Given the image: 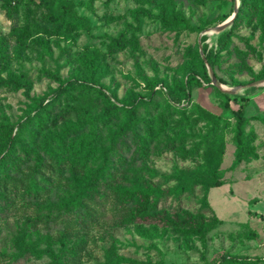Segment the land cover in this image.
<instances>
[{
    "label": "rangeland",
    "instance_id": "obj_1",
    "mask_svg": "<svg viewBox=\"0 0 264 264\" xmlns=\"http://www.w3.org/2000/svg\"><path fill=\"white\" fill-rule=\"evenodd\" d=\"M39 1L4 0L12 9L0 0V264H53L32 251L57 252L61 240L72 251L68 264H224V253L264 257L259 16L244 13L217 31L241 0H46L48 11L32 3ZM63 5L69 12L54 27L45 14L56 15ZM121 33L124 47L109 50L107 37ZM203 56L212 60L218 85L233 90L227 99L211 83ZM71 80L92 83L94 90L70 87ZM103 92L115 95L118 109L96 123L99 141L82 150L67 145L59 161L45 156L37 165L34 153L43 152V142L58 152L54 138L106 108ZM241 98L257 157L235 165L232 128ZM132 105L135 119L129 118ZM208 113L220 119L212 134ZM89 129L86 121L66 142ZM121 140L130 151L122 163L112 153ZM107 156L111 169L104 168ZM100 173L105 180L96 179ZM90 179L94 187L80 199L88 214L57 207ZM31 186L38 191L29 194ZM135 187L156 207L132 217L137 199L127 202L122 193ZM195 224L200 232L188 234Z\"/></svg>",
    "mask_w": 264,
    "mask_h": 264
},
{
    "label": "trees",
    "instance_id": "obj_2",
    "mask_svg": "<svg viewBox=\"0 0 264 264\" xmlns=\"http://www.w3.org/2000/svg\"><path fill=\"white\" fill-rule=\"evenodd\" d=\"M2 1H3V4L6 5L7 7L15 9V6H10L9 4L4 2V0ZM32 3L37 8H45L47 11L49 10V4L46 0H40L38 3H34V2ZM68 12H69L68 7L66 5H63L58 14L54 15L49 11L45 14L46 15L45 17L48 19L49 23H51L54 27H57L62 22L64 16ZM244 13H249V14L251 13V14L259 16V22L261 25V29L264 33V0H241L240 6L238 7V11L233 19V22L235 23L240 18V16ZM107 39H108V47H109V50L111 51L122 49L126 43V38L122 33L117 35L116 37L109 36L107 37ZM220 46H223V44H220ZM207 60L209 64L212 66V62H211L212 60L210 58H207ZM3 69H4V66L2 62L0 61V71H2ZM42 73L49 78H52L54 80H59L57 74L55 73H51L49 71H43ZM262 73L264 76V70L262 71ZM191 79H193L194 82L200 84L195 77H191ZM69 86L75 87L81 90H83L84 88L94 90L93 88L94 86L92 85V83H87V82L80 83L76 80H71L69 82ZM24 88L28 89L29 86L24 85ZM157 89H160V88H157ZM216 91L220 96L226 99L228 98L227 93L222 92L218 88H216ZM101 95L103 99L107 102V106L95 116H89V115L86 116V121L90 127L89 132L84 135H81L80 137L76 139L71 140L70 144H68L66 142L67 137L70 134L71 135L78 134L81 131L83 125L86 124V121L84 123L72 124L68 129L72 130L73 132L68 133L67 131L68 129H66L65 132L61 134V136L54 138L53 143L56 144V149L58 152L56 151L54 152L53 150L49 149L50 148L49 144H46V142H43L45 145L43 152L34 153V159L37 165L42 164L45 156L51 159H55L56 161H59L60 155L65 153L67 145H69L72 148H77L78 150H82L84 147H89L90 145H92V143L99 141V136L96 133V130H97L96 123L97 124H99L100 122H102L103 124L106 123L112 118V116L115 113V110L118 109V105L115 103L116 97L114 94H112L111 96H107L103 92L101 93ZM167 95L169 99L172 100L173 102H176V103L179 102V98L176 97L172 92H169ZM244 102H245V98H241L239 107L237 110H235L236 118H235L233 128H232V141L235 146L233 164L235 165L239 164L243 160L255 159L257 157V153L249 144L250 142L248 138L249 135L247 134V131H246V126L248 124V117L244 113ZM130 107H131V110L129 113V118L135 119L136 110L133 107V105ZM37 108L38 109L42 108V105L41 104L38 105ZM123 108H126V106H123ZM175 108L177 109V107ZM208 117L211 120V125L207 133L212 134L217 130L220 119L216 117L215 115L209 114V113H208ZM133 137L136 139L135 135H133ZM112 147H113L112 153L115 156L116 160L122 163L130 152L129 145L122 142L121 140L120 146L119 144L115 145L113 143ZM89 151H92V150H89ZM23 153L26 154L27 157H29V155L31 154V152L27 150H23ZM85 161L86 159L83 161V163ZM105 161H106V164H104V168L111 169L110 157L107 156ZM109 174L110 173L107 174L108 177H109ZM200 175L203 180L207 181V183L210 182V175H207V174H200ZM96 179H100V180L104 179L103 174L100 173L98 176H96ZM95 181L96 180L94 179H90L87 183L84 184L82 188H80L76 192L75 195H72L66 199L58 200L57 207L63 211H69L71 209H75L77 210L78 213L83 212V213L88 214L86 207H83L80 204V199L83 198L85 191L87 189L94 187ZM212 185H215V183H213ZM33 189L35 193L38 191L36 188H33V186H31V188L28 190L29 194L32 192ZM122 195L125 197V200L127 202H133L134 200L137 199V202L134 203L131 208L132 217H135L138 214L144 213L148 211L149 209L154 210L156 207V201H154L150 205L149 204L150 203L149 193L146 190L141 189L140 187L127 189L122 193ZM81 217H83V214H81ZM186 232L188 234L195 233V232L198 233L200 232V226L198 224H195L193 228L188 229ZM60 243H61V246L57 252H52L51 250H48V249H38V250H33L32 255L41 256V255L46 254L49 257H51L53 264H68L69 262L68 255H70L72 251L67 246V243L64 242V240H61ZM221 261L224 264H257V263L264 264V257L260 255H255V256H249L246 254L229 255L227 253H224L221 256Z\"/></svg>",
    "mask_w": 264,
    "mask_h": 264
},
{
    "label": "water",
    "instance_id": "obj_3",
    "mask_svg": "<svg viewBox=\"0 0 264 264\" xmlns=\"http://www.w3.org/2000/svg\"><path fill=\"white\" fill-rule=\"evenodd\" d=\"M237 10H238V7H235L234 8V11H233V13L230 15V17L229 18H227L224 22H222L221 24H219V25H216L215 26V30H217V31H222V30H224L227 26H229L232 22H233V19H234V17H235V15H236V13H237ZM203 58V60L206 62V64H207V66L209 67V71H210V73H211V83L213 84V85H215V86H217V88L219 89V90H221L222 92H229V93H231V92H233V90H228V89H224V88H222L221 86H219L218 85V83H217V80H216V77L213 75V71H212V69H211V67H210V64H208L207 63V61H206V58L203 56L202 57ZM264 79H262V80H259V81H263Z\"/></svg>",
    "mask_w": 264,
    "mask_h": 264
},
{
    "label": "built area",
    "instance_id": "obj_4",
    "mask_svg": "<svg viewBox=\"0 0 264 264\" xmlns=\"http://www.w3.org/2000/svg\"><path fill=\"white\" fill-rule=\"evenodd\" d=\"M263 233H264V228H263Z\"/></svg>",
    "mask_w": 264,
    "mask_h": 264
}]
</instances>
